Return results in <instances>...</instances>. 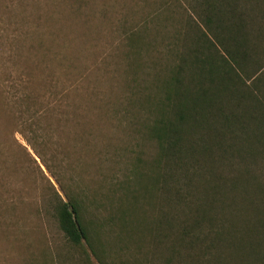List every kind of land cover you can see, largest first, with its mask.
<instances>
[{"label":"rangeland","instance_id":"rangeland-1","mask_svg":"<svg viewBox=\"0 0 264 264\" xmlns=\"http://www.w3.org/2000/svg\"><path fill=\"white\" fill-rule=\"evenodd\" d=\"M204 3L0 0V264H201L222 252L224 264L237 262L241 251L228 250L226 234L241 236L248 209L261 199L225 180L249 166L264 181V149L253 139L264 126L255 122L251 99L237 103L234 94L227 109L244 118L241 127L222 132L215 122L210 135L201 129L193 136L201 151L203 139L221 141L225 133L232 161L215 146L208 157L185 152L189 171L173 170L160 162L165 157L151 132ZM238 7L262 16L264 0H240ZM261 56L247 64L250 77ZM257 77L264 81V69ZM257 79L248 82L264 101ZM254 149L257 157L240 159ZM214 183L223 217L191 231ZM69 200L80 204L98 239V259L88 248L92 262L60 228L56 207ZM193 235L198 242L172 260L173 245Z\"/></svg>","mask_w":264,"mask_h":264},{"label":"trees","instance_id":"trees-1","mask_svg":"<svg viewBox=\"0 0 264 264\" xmlns=\"http://www.w3.org/2000/svg\"><path fill=\"white\" fill-rule=\"evenodd\" d=\"M239 3L240 0H205L203 7L200 6L201 21L189 24L193 39L189 45L190 48L188 46L189 49L185 51V55L187 54L188 57L181 59L182 63L173 69L166 86L165 100L167 103L162 104L161 108L157 110L158 118L153 123L151 130L153 136L159 141L161 154L165 157L160 162L165 161L173 170L179 171L183 167L184 171H189L187 167L191 164V159L186 160L181 157L185 152L199 153L208 157V150L212 149V152H215V146H219L223 150L220 153L224 154L220 156L221 159H227V156L231 161L235 159L233 155L229 156L232 153L231 151L229 153L228 147L231 146H226L228 142L225 133L221 141L214 142L203 139L204 147L201 148V151L195 150L197 143L193 139L195 131L197 133L201 129L204 130L203 137H205V131H208L207 135L213 133L208 127L215 122L220 123L222 132L226 130V127L231 131L236 127H241L240 124L244 118H240L238 114L236 116L233 111L227 112L234 94L237 103L243 102L242 97L246 100L251 99L252 107L255 106L254 115L252 113L255 122L258 127L264 126L263 98H259L252 91V85L248 82L251 79H257V75L264 69L263 63L260 62L264 58V26L262 25L264 11L262 16H254L240 10ZM256 19L258 21L255 23ZM256 52L262 53V56L258 58V62L254 66V74L252 73L253 76L250 77L246 67L255 57ZM258 83H264L262 77L253 82V84ZM258 133H253V139L258 141L264 149V130H260ZM246 137L251 143L247 135ZM262 152L264 153V150ZM259 154L254 149L252 152L242 153L240 159H245L244 157L250 155L257 157ZM231 161L229 165L233 168ZM208 173L212 175L213 171H208ZM228 178L227 180L223 179L234 191L249 193L252 190L251 194L256 193L261 201L248 209V227L244 233H241V236L233 241L230 237L234 231L227 232L229 243L227 248L229 250L233 247L236 251H241L240 258L235 260L237 261L235 264H264V181L262 176L252 174L248 166L245 171L239 172L236 176L228 174ZM156 185L157 183H152L151 187L155 188ZM220 188L221 186L217 183L211 186V193L207 195H212V197L206 198L202 206L209 205L207 209L206 206L203 207L204 213L196 212L197 216L203 214L190 225L191 231H194V228H200L199 226L202 224L203 226L206 223L212 224L219 217H223L217 212L223 208L214 203L217 196L221 197L218 195ZM148 191L144 190L145 193ZM132 194L134 195V193ZM219 201L225 202L223 198H220ZM56 212L60 228L70 242L81 248L90 262L93 260L88 248L98 259V239L95 237L94 231L90 229V225L87 224L80 204L75 200L61 201L56 207ZM225 229L226 227L220 228L215 233L212 232L215 235V242L223 237L224 232L222 231ZM183 233L187 235V231ZM212 233H209L205 239H208ZM198 240L199 236L193 235L190 241L187 240L189 243L179 244L177 241L171 249L173 251L172 260L177 256H182L183 246L194 245ZM182 241L184 240L182 239ZM210 249H213V242L207 251L210 252ZM188 256L192 255L188 254ZM227 260L228 254L222 252L217 254L214 262L207 259L205 263L203 261L201 264H224Z\"/></svg>","mask_w":264,"mask_h":264}]
</instances>
